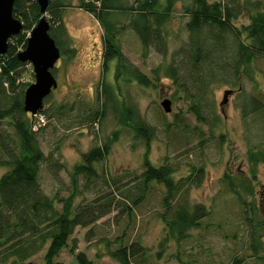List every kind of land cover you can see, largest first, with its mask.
<instances>
[{
	"label": "trees",
	"instance_id": "trees-1",
	"mask_svg": "<svg viewBox=\"0 0 264 264\" xmlns=\"http://www.w3.org/2000/svg\"><path fill=\"white\" fill-rule=\"evenodd\" d=\"M72 1L50 0L46 14L50 16L51 37L61 56L66 55L69 60L75 56L76 49L69 48L72 43L63 23V10L71 7ZM77 1L78 8L92 15L105 32L103 76L99 87L102 99L101 107L93 114L94 121H99L103 108L118 98L112 86L105 82L104 75L114 60L118 77L122 76L126 82L134 80L142 87H157L162 71L176 93L182 94L187 111L200 125L213 130V134L221 123L215 103L218 87L242 90L243 79H247L254 93L245 95L242 116L246 119L250 115L264 114V94L261 100L255 96L259 92L255 63L264 61V0H182L185 16L189 18L185 25L187 43L174 52L168 65L154 69L151 77L135 68L116 44L117 23L113 14L128 11L133 15L128 27L138 37L143 56L153 48L166 55L164 28L173 12L174 0H135V5L128 7L117 6L119 0ZM244 11L249 13L250 24L240 29L234 22ZM13 16L22 23L23 31L9 42L8 53L0 57V168L7 170L0 178V264H26L43 250L45 254L41 264H59L57 259L69 247L78 228L96 224L118 210L117 204L133 214L154 191L155 184L164 190L163 212L159 214L164 228L156 257L161 260L175 248L173 258L178 264H216L213 247L208 246L203 237L200 239L193 235L206 230L204 222L211 218L212 211L201 203L191 205L188 199L190 188L202 184L204 167H192V175L176 179L178 170L171 162L156 167L146 160L134 187L118 189L112 196L111 193L105 194L100 200L78 205L75 204L77 192H72L68 198L60 200V210L55 199L44 193L39 175L42 166L50 159L43 153L38 138L42 127L35 130L38 120L24 111V93L31 83H21V80L29 63L18 59V54L27 46L28 34L43 15L36 0H15ZM173 98L176 99L175 94ZM64 108L59 107L53 113L64 116ZM124 114L137 138L149 145L155 129L131 104L124 107ZM109 152L110 143H104L83 154L82 164L75 167L72 179L76 191L75 176L96 178L95 164L103 161ZM248 155L252 179L255 180L259 164L264 163V150H250ZM51 165L54 167L55 163ZM223 181L240 205L250 240V257L264 264V223L259 218L257 207L246 205V199L254 196L252 180L244 175L233 180L225 174ZM118 240L116 248L108 250L109 257L117 264L153 263L151 249L141 242H128L124 236ZM76 250V246L71 249L76 264H95L86 253ZM199 257L205 261L198 260ZM244 263L243 259L236 257L230 264Z\"/></svg>",
	"mask_w": 264,
	"mask_h": 264
},
{
	"label": "rangeland",
	"instance_id": "rangeland-1",
	"mask_svg": "<svg viewBox=\"0 0 264 264\" xmlns=\"http://www.w3.org/2000/svg\"><path fill=\"white\" fill-rule=\"evenodd\" d=\"M116 5L134 6L135 0H119ZM63 11V23L72 43L69 48H75L76 54L70 60L66 55L58 60L53 71L57 89L34 117L38 120L34 129L42 127L38 135L41 149L50 159L42 166L39 175L44 193L55 199L60 210V200L68 198L72 192H77L75 204L78 205L100 200L105 194L111 193L112 196L118 189L134 187L146 160L156 167L171 162L178 170L176 179L192 175V167H204L203 182L199 187L190 188L188 199L191 205L204 204L212 211V216L204 222L206 230L194 232V237H203L204 242L213 247L216 264L233 263L236 257L243 259L244 264H260L250 257V240L242 221L240 205L223 181L225 174L233 180L238 175L252 180L254 196L246 199V205L257 207L259 218L264 223V163L259 164L256 179L253 180L248 155L250 150H264V114L244 119L241 113L245 95L252 96L254 93L250 82L243 79L242 90L229 86L215 90L216 112L221 123L213 134V130L200 125L195 116L187 111L182 94L176 93L162 71L157 87H142L134 80L126 82L122 76L118 77L117 62L114 60L104 75L105 82L112 86L118 98L103 108L99 121H94L93 114L101 107L102 99L99 87L103 76L105 32L92 15L78 8L77 0H73L71 7ZM132 16L128 11L113 14L117 23L116 44L135 68L151 77L154 69L168 65L174 52L187 43L185 25L189 18L185 16L183 1L174 0L173 12L164 28L167 54L162 55L153 48L143 56L138 37L128 27ZM46 17L49 20L50 16ZM234 24L240 29L247 27L250 24L249 13L244 11ZM255 68L259 88L255 96L261 100L264 94V61H257ZM25 82H35L30 64L25 67L21 80V83ZM228 90L233 93L228 97L227 104L222 105L224 93ZM164 99L172 101L170 114H166L161 107ZM129 104L137 108L155 129V136L149 145L137 138L128 125L124 107ZM59 107H65L64 116L53 113ZM88 110L89 113L86 112ZM104 143H110V152L103 161L95 164L98 176L90 179L75 176L76 191L72 182L75 167L82 164L83 154ZM52 163H55L54 167ZM6 171L0 168V178ZM153 187L154 191L133 214L117 204L119 209L109 216L88 228H78L57 262L76 264L71 253L72 247L76 246V252L86 253L95 264H117L109 257L108 250L115 249L116 241L124 236L128 242H141L150 248L154 255L152 264H178L173 258L175 248L161 260L156 257L164 228L159 219V214L163 212L161 201L164 190L156 184ZM44 254L45 250L37 253L26 264L43 263ZM197 259L205 261L203 257Z\"/></svg>",
	"mask_w": 264,
	"mask_h": 264
},
{
	"label": "water",
	"instance_id": "water-1",
	"mask_svg": "<svg viewBox=\"0 0 264 264\" xmlns=\"http://www.w3.org/2000/svg\"><path fill=\"white\" fill-rule=\"evenodd\" d=\"M43 17L31 31L26 48L18 54L19 61L33 67L35 82L24 93V111L36 116L44 107L45 100L57 89L52 71L61 58V51L50 35L51 24L46 18L50 0H36ZM112 1V0H101ZM15 0H0V57L8 53L9 42L21 34L22 23L14 18ZM232 90L225 91L222 105L227 104ZM161 107L166 114L172 113V101L164 99Z\"/></svg>",
	"mask_w": 264,
	"mask_h": 264
},
{
	"label": "built area",
	"instance_id": "built-area-1",
	"mask_svg": "<svg viewBox=\"0 0 264 264\" xmlns=\"http://www.w3.org/2000/svg\"><path fill=\"white\" fill-rule=\"evenodd\" d=\"M29 36H30V33L28 34V36H27V37L29 38Z\"/></svg>",
	"mask_w": 264,
	"mask_h": 264
},
{
	"label": "flooded vegetation",
	"instance_id": "flooded-vegetation-1",
	"mask_svg": "<svg viewBox=\"0 0 264 264\" xmlns=\"http://www.w3.org/2000/svg\"><path fill=\"white\" fill-rule=\"evenodd\" d=\"M104 51H105V44H104ZM104 53V52H103Z\"/></svg>",
	"mask_w": 264,
	"mask_h": 264
}]
</instances>
